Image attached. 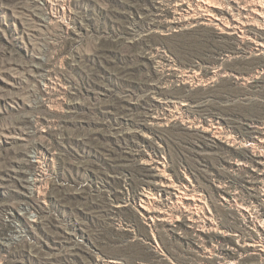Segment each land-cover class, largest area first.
I'll use <instances>...</instances> for the list:
<instances>
[{
  "label": "rangeland",
  "instance_id": "obj_1",
  "mask_svg": "<svg viewBox=\"0 0 264 264\" xmlns=\"http://www.w3.org/2000/svg\"><path fill=\"white\" fill-rule=\"evenodd\" d=\"M0 264H264V0H0Z\"/></svg>",
  "mask_w": 264,
  "mask_h": 264
}]
</instances>
